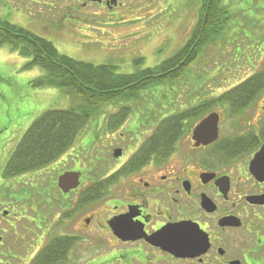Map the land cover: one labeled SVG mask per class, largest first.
Returning a JSON list of instances; mask_svg holds the SVG:
<instances>
[{
    "label": "flooded vegetation",
    "instance_id": "obj_1",
    "mask_svg": "<svg viewBox=\"0 0 264 264\" xmlns=\"http://www.w3.org/2000/svg\"><path fill=\"white\" fill-rule=\"evenodd\" d=\"M27 1L51 3L41 12L57 19L62 9L102 16L126 0ZM263 8H243L250 25L264 27ZM233 94L220 106L174 112L189 111L174 147L136 158L155 130L149 115L123 120L107 110L82 139L88 160L75 158V137L54 163L57 177L22 199L25 214L16 216L9 193L0 196V264H264V173L252 166L264 143V90ZM212 112L217 136L205 143L192 131ZM66 171L80 172L67 192L58 185ZM163 228L165 243L149 238Z\"/></svg>",
    "mask_w": 264,
    "mask_h": 264
},
{
    "label": "rangeland",
    "instance_id": "obj_2",
    "mask_svg": "<svg viewBox=\"0 0 264 264\" xmlns=\"http://www.w3.org/2000/svg\"><path fill=\"white\" fill-rule=\"evenodd\" d=\"M224 2L235 12L227 32L218 41L205 44L199 58L184 68L183 75L141 89L124 99V106H130L133 115L143 118L149 115L151 125L156 126L162 118L201 102L209 108L220 106L221 100L216 99L219 93L264 69V27L250 25L248 20L251 19L243 14L246 6L252 11L261 9L264 0ZM200 5L201 0H126L102 16L62 9L63 13L56 19L41 12L49 10L51 3L0 0V15L50 39L62 53L79 61L115 65L122 73L155 66L177 52L197 24ZM257 14L259 20L262 19L264 15L260 14H264V8ZM63 26L67 32L72 31L71 35L59 36ZM0 53L3 54L0 57V196L4 192L10 194L16 216L20 217L27 208L22 199L37 185L50 184L57 177L54 163L58 157L26 180H22V176L5 177L2 172L6 161L34 118L50 109L76 106L80 98L55 86L50 90L26 92L25 88H41L34 87L31 81L45 70L41 66L24 68L29 58L11 44L0 45ZM138 59L142 60L136 62ZM25 72L34 73L28 84L25 82L28 73ZM112 108L117 111L119 105L109 104L103 110ZM106 117L109 119L110 116ZM102 118L103 115L93 117L76 137L71 147L79 153L76 159L88 160L85 151L82 152V139L91 125ZM25 216L30 217L29 214Z\"/></svg>",
    "mask_w": 264,
    "mask_h": 264
},
{
    "label": "trees",
    "instance_id": "obj_3",
    "mask_svg": "<svg viewBox=\"0 0 264 264\" xmlns=\"http://www.w3.org/2000/svg\"><path fill=\"white\" fill-rule=\"evenodd\" d=\"M234 14L223 0H201L197 24L177 52L155 66L122 73L115 65L79 61L62 53L50 39L0 15V45L11 44L12 48L29 58L24 68L41 66L45 70L43 75L32 79L31 84L34 87H59L80 98L76 106L50 109L34 118L6 161L3 175L17 176L53 162L68 149L93 117L106 112L103 110L106 105L118 104V110L109 116L122 115L124 120L131 109L124 106V99L141 89L183 75L184 68L199 58L205 44L218 41L227 32ZM240 90H264V69L247 76L216 99L222 101L237 97L233 92ZM204 107L205 102L196 106L198 109ZM186 112L170 114L157 122L154 132L141 144L135 158L142 154L168 153L184 131L186 125L182 126L181 121L189 117Z\"/></svg>",
    "mask_w": 264,
    "mask_h": 264
},
{
    "label": "water",
    "instance_id": "obj_4",
    "mask_svg": "<svg viewBox=\"0 0 264 264\" xmlns=\"http://www.w3.org/2000/svg\"><path fill=\"white\" fill-rule=\"evenodd\" d=\"M217 122V113L212 112L206 117H204L202 120H200L199 123H197L194 130L192 131L194 133V138H201L203 140L202 142L205 143L210 142V140H213L217 136ZM114 154L115 156H117L120 155L121 152L119 149H116ZM252 166L258 171H263L264 173V143L252 159ZM79 177L80 172L66 171L59 176L58 185L63 189V191L67 192L69 191V189L74 188L79 184ZM111 223L115 227L119 226V221L117 219L112 220ZM166 233V229L163 228L160 231L150 235L149 238L154 242L165 243ZM173 236L174 234L172 235V237Z\"/></svg>",
    "mask_w": 264,
    "mask_h": 264
},
{
    "label": "crops",
    "instance_id": "obj_5",
    "mask_svg": "<svg viewBox=\"0 0 264 264\" xmlns=\"http://www.w3.org/2000/svg\"><path fill=\"white\" fill-rule=\"evenodd\" d=\"M15 55H16V57L18 56L16 53H15ZM22 62H23V60H22ZM25 73H28L27 80H25V82L28 84V83H30V80L32 79L31 76H33L34 73H32V72H31V73H30V72H25ZM25 73H22V74L24 75ZM39 75L41 76V75H43V73L40 72L37 76H39ZM8 77L10 78V76H8ZM16 83L18 84V77H17ZM50 88H52V87L25 88L24 90H25L26 92L34 93V92H36V91L50 90ZM25 91H24V92H25ZM24 92H23V93H24ZM15 97L17 98L18 96L15 95Z\"/></svg>",
    "mask_w": 264,
    "mask_h": 264
},
{
    "label": "snow or ice",
    "instance_id": "obj_6",
    "mask_svg": "<svg viewBox=\"0 0 264 264\" xmlns=\"http://www.w3.org/2000/svg\"><path fill=\"white\" fill-rule=\"evenodd\" d=\"M2 55H3V54H2V53H0V57H2ZM0 63H2V60H0Z\"/></svg>",
    "mask_w": 264,
    "mask_h": 264
}]
</instances>
